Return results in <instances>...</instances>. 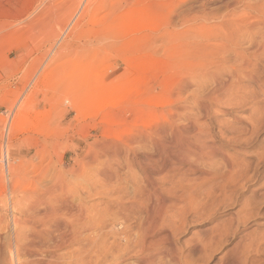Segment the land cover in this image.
I'll list each match as a JSON object with an SVG mask.
<instances>
[{"label":"rangeland","instance_id":"rangeland-1","mask_svg":"<svg viewBox=\"0 0 264 264\" xmlns=\"http://www.w3.org/2000/svg\"><path fill=\"white\" fill-rule=\"evenodd\" d=\"M150 96L201 161L167 158L120 171L122 187L100 183L85 167L104 129L129 136ZM115 113L122 123L103 122ZM197 133L219 152L203 153ZM41 172L38 189L62 174L94 206L91 241L67 264H116L109 242L125 229L110 196L132 198L141 183L148 196L132 218L170 239L179 264H264V0H0V193L11 177L30 189Z\"/></svg>","mask_w":264,"mask_h":264},{"label":"bare ground","instance_id":"bare-ground-1","mask_svg":"<svg viewBox=\"0 0 264 264\" xmlns=\"http://www.w3.org/2000/svg\"><path fill=\"white\" fill-rule=\"evenodd\" d=\"M93 1L85 0L86 6ZM247 27L245 26V28ZM167 40L170 41V36L167 37ZM60 88L62 89V87ZM151 98L149 102L146 101V104L144 103V99H149L140 98L139 102L134 106L132 112L138 117H144L145 120L135 123L133 126L137 125V127L130 132L129 136H120L117 129L112 136L109 134L111 131L108 133L104 129L103 137L105 138L101 140L96 150L93 151L92 157L87 162L88 165L86 164V167L84 165L86 169H96L93 170L98 173L97 176L100 178V183L108 184V186L112 184L116 187H122L119 172L130 170L134 166L146 172L148 166H160L156 163H161L167 158L178 163L188 162L190 166L195 164V161L201 159V155L197 154L194 151L195 149L192 150L184 144L181 145L179 142L180 130L176 127L178 121L176 116H166L167 113L163 115L162 112L158 113L156 109L155 111L149 110L157 105L156 100H154L155 97ZM142 103L145 105H142ZM110 105L108 104L107 106ZM121 116V113H115L113 116L105 118L103 122L107 124H110V122H113L112 124L122 123V120L120 121ZM162 121L169 122L167 128L161 124H156L163 123ZM13 125L16 127V124ZM14 127L10 130L13 131ZM168 130L169 132H166ZM194 141L192 143L198 144L203 153L212 155L218 151L210 140L203 138L198 133L195 134ZM172 146L178 149L170 151L171 149L169 150V148ZM145 147H149L152 150L150 154L146 153L147 151L143 152V148ZM3 156L6 160V152H4ZM5 167L7 166L5 165ZM45 173L41 172L38 175L34 180V185H31L30 189L22 191L18 189L16 180L11 177L8 180L7 189H4L5 191L2 190L3 193H0V238L1 240L4 239L2 240L4 242L0 243V264H67L65 261L72 254L73 256L79 254L82 249H86V247L83 248L84 243L91 241L90 233L94 230L95 226L94 218L91 216L90 211L94 206L88 211L89 208L82 203V196L76 191L78 188L75 190L73 187L77 186V184L71 182L70 184L73 185L71 186L74 190H68L66 184L63 183L64 177L62 174L57 178L55 177L53 180L54 185L52 188L50 187L51 189L44 187L43 189H38L36 186H39L42 180L45 181L47 179ZM146 181L148 182L149 179L146 178ZM144 189L147 188L141 183L135 188V195L132 198L118 195L114 197L110 196V198H113L109 202L111 205L110 209L113 211V215L121 221L120 223L124 227L125 233L123 239H121L122 237L118 238L120 241H115V238L114 241L111 239L113 242H109L102 235L100 240L102 243L109 242L108 250L111 256H114L116 264H123L125 261L131 259L135 260L138 264H155L156 261L163 258L171 260L174 264H179L178 256L170 239L164 240L159 238L156 234L153 235L151 231L148 234L150 228L153 227L152 224L141 223V219L137 222L132 218V214L135 213L134 211H137L139 214L143 210L144 203L146 202L145 197L147 199L148 196L144 195ZM132 231H135V236L131 235ZM138 231L140 233L139 236ZM164 244L166 245L164 246ZM72 247H75L73 253L70 252L73 249L68 250ZM62 250H64L63 253L61 252ZM4 252L7 255H4ZM189 252L195 255L202 253V250L193 246ZM86 258L79 261V264H106L109 261L107 256L92 258L88 255Z\"/></svg>","mask_w":264,"mask_h":264}]
</instances>
